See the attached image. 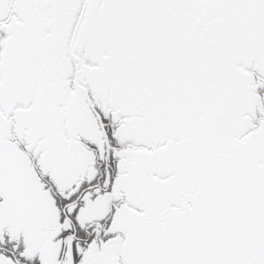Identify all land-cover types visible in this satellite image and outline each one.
Segmentation results:
<instances>
[{"label": "snow or ice", "instance_id": "6c2138e0", "mask_svg": "<svg viewBox=\"0 0 264 264\" xmlns=\"http://www.w3.org/2000/svg\"><path fill=\"white\" fill-rule=\"evenodd\" d=\"M0 264H264V0H0Z\"/></svg>", "mask_w": 264, "mask_h": 264}]
</instances>
